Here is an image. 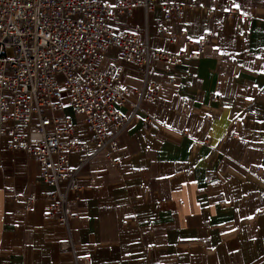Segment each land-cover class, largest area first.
I'll return each instance as SVG.
<instances>
[{"label":"crops","instance_id":"0c3cea01","mask_svg":"<svg viewBox=\"0 0 264 264\" xmlns=\"http://www.w3.org/2000/svg\"><path fill=\"white\" fill-rule=\"evenodd\" d=\"M172 1L184 0H159ZM191 3L171 24L192 39L215 29L203 57L140 68L109 48L100 65L123 70L118 163L65 108L87 143L82 166L69 154L80 190L69 194L67 224L47 216L54 188L39 164L0 141V264H264V0ZM232 6L239 13L227 17ZM161 22L157 8L137 7L111 26L155 49L184 48L156 33ZM147 80L160 83L153 102L141 94Z\"/></svg>","mask_w":264,"mask_h":264},{"label":"built area","instance_id":"2783aa9c","mask_svg":"<svg viewBox=\"0 0 264 264\" xmlns=\"http://www.w3.org/2000/svg\"><path fill=\"white\" fill-rule=\"evenodd\" d=\"M191 2L0 0V141L11 150L25 152L39 164L41 179L54 188L47 198L48 217L68 223L72 217L69 194L78 198L80 190L69 154L77 153L80 166L87 159V143L76 137L65 108L82 118L92 141L98 148L109 147L108 156L118 163L116 137L129 120L119 109V104L126 101L121 84L123 70L113 63L104 69L100 65L109 48H116L122 60L140 68L160 63L169 70L184 58L203 57L215 29L192 39L183 29L176 33L171 24L182 18L185 9L193 7ZM137 7L147 12L157 8L162 22L156 33L166 36L171 44L177 37L183 38L184 48L155 49L143 34L111 26L114 18L130 17ZM206 12L211 14L213 9ZM238 13V6L225 12L227 17ZM159 88L158 81L147 80L141 94L153 102ZM217 97L212 94L211 100ZM245 114L253 116L255 112L248 107ZM145 122L151 119L145 118ZM34 198L26 197V209Z\"/></svg>","mask_w":264,"mask_h":264},{"label":"rangeland","instance_id":"374dc122","mask_svg":"<svg viewBox=\"0 0 264 264\" xmlns=\"http://www.w3.org/2000/svg\"><path fill=\"white\" fill-rule=\"evenodd\" d=\"M7 54L8 55H11V52L10 51H7ZM55 114L57 115V114H59V112H56Z\"/></svg>","mask_w":264,"mask_h":264}]
</instances>
